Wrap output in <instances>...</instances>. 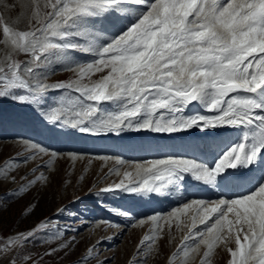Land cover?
Here are the masks:
<instances>
[{"label":"snow or ice","instance_id":"snow-or-ice-1","mask_svg":"<svg viewBox=\"0 0 264 264\" xmlns=\"http://www.w3.org/2000/svg\"><path fill=\"white\" fill-rule=\"evenodd\" d=\"M124 4L141 10L118 34L102 36L107 28L102 23L98 28L95 21L122 14ZM44 7L50 10L41 14L36 4L32 16L39 26L32 30H17L0 20L12 50L30 56L8 63L7 71L0 67V100L31 104L47 123L88 134L235 129L239 138L226 148L221 147L223 141L208 144L216 153L211 166L199 156H189L200 150L199 145L139 161L101 157L135 166L134 171L123 172L119 183L102 191L161 193L180 188L186 175L219 187L217 178L223 177L225 189L244 187L246 192L211 206L193 199L169 215L179 219L195 206L197 212L202 208L200 223L205 224L216 214L215 223L207 227L212 240H199L207 245L205 258L227 228L235 233L236 244L229 249L230 264H264V0H47ZM76 51L90 55L91 62L81 63L70 55ZM57 64L73 71L76 79L46 83V74ZM105 69L106 75L91 80ZM86 78L89 83H84ZM50 90L61 95L44 104ZM105 102H111L112 110L103 107ZM193 103L211 114H186ZM24 143L46 152L36 143ZM68 155L78 158L77 153ZM56 156L51 152V157ZM31 158L14 157L13 161L26 163ZM250 169L258 174L240 175ZM0 175H7V168L0 169ZM41 178L43 174L36 179ZM229 213L235 214V221L228 218ZM149 219L156 222L159 217ZM45 227L41 223L26 234L9 237L4 249L21 240L26 243Z\"/></svg>","mask_w":264,"mask_h":264},{"label":"rangeland","instance_id":"rangeland-1","mask_svg":"<svg viewBox=\"0 0 264 264\" xmlns=\"http://www.w3.org/2000/svg\"><path fill=\"white\" fill-rule=\"evenodd\" d=\"M46 2L0 0V20L17 30H32L39 26L32 16L36 4L43 14L50 10L44 7ZM123 7L126 11L122 14H110L102 21H95L98 28L101 23L107 28L102 36L118 34L141 10L135 4ZM70 55L81 63L92 60L90 55L79 51ZM29 59V55L12 50L0 24V67L7 71L8 63ZM53 69L46 74V83L76 79L73 71L61 69L58 64L53 65ZM107 71L94 73L91 80L100 79ZM89 82L87 78L84 80V83ZM60 95L50 90L43 97V103L49 104ZM103 107L112 110L111 102H105ZM194 111L211 114L195 103L187 108L186 114ZM225 129L230 128H217ZM191 132L200 134L195 128L172 134L135 130L88 134L47 123L31 104L0 100V169L7 168V175H0V264H13L14 260L15 264H229V249H235L236 244L235 233H229L227 228L219 233L209 257L204 256L207 245L201 244L194 255L183 260L184 252L192 243L182 242L181 233L185 236L189 232L184 229L192 218L188 221L187 213H181L179 219L169 214L183 204L177 197L182 195L185 179L180 188L161 193L102 191L124 179L123 172L131 164L117 165L115 159L101 157L120 156L135 161L158 158L160 156L132 157L130 152L189 143ZM24 141L36 143L46 152L30 149ZM53 151L57 153L54 158L51 157ZM68 153H77L78 158L73 160ZM24 156L32 158L26 163L13 161L14 157ZM110 169H118V172H110ZM41 174L43 178L36 179ZM12 177H15L14 182ZM31 180L36 182L29 185ZM23 185H27L26 189L19 191ZM151 216H158L159 220L154 222L149 219ZM228 218L235 221V214L229 213ZM41 223L46 227L26 243L21 240L4 249L9 237L26 234ZM202 228L203 238L211 241L213 234ZM240 235L243 236V232Z\"/></svg>","mask_w":264,"mask_h":264},{"label":"bare ground","instance_id":"bare-ground-1","mask_svg":"<svg viewBox=\"0 0 264 264\" xmlns=\"http://www.w3.org/2000/svg\"><path fill=\"white\" fill-rule=\"evenodd\" d=\"M136 7H138L137 5H136ZM137 12V11H136ZM236 141V140H235ZM161 156H162V154H161ZM133 166H134V164H131V166L128 168V170L127 171H131V170H133L134 168H133ZM135 167V166H134ZM245 176H247V174H244ZM187 177L188 178H190V179H193V178H191V176H188L187 175ZM195 181V180H194ZM194 181H192L193 182V184H191V186H187L186 184H190V183H188V181L186 182V184H185V189H189V190H193L194 191V193L196 192V191H206L207 190V185H205V184H200V183H198V184H195L194 183ZM184 182V181H183ZM182 194V193H181ZM192 196L193 197H198V199H199V194H192ZM184 200H186V199H184ZM217 200H219V199H214V200H210V201H206V204H205V206H211V204H212V202H214V201H217ZM157 203V202H156ZM172 203V202H171ZM182 203L184 204V203H189V202H186V201H182ZM183 204L182 205H178L177 206V208H182L183 207ZM167 205H169V204H167ZM176 207H174V209H175ZM161 209V208H160ZM164 209V208H163ZM173 209V210H174ZM150 210V209H149ZM185 213H187L188 214V216H189V218H188V221L190 220V218H192V222H191V224H189L188 223V226L184 229L185 230V232L187 233L188 231V233L187 234H185V236H184V232H182L181 233V238H180V240H182V242H184V240H188V241H191V245H190V247L188 248L189 250H186V252H187V255H185L184 257H183V260H186V259H188L189 258V255H194L197 251H198V249L201 247V243H199V240L200 239H205V238H203L204 237V235L202 236V233H201V228L202 227H204V228H202V229H205V228H207V227H209V225H212L213 224V222L215 223V220L218 218L217 216H216V214H213V216L212 217H210L209 218V220L208 221H206L205 222V224H201L200 223V219L202 218V216H203V211H202V208H201V210L199 211V212H197V210H196V208H195V206H193V208H191V209H189L187 212H182V214L184 215ZM167 215V214H166ZM166 217V216H165ZM232 220L234 221V218H232ZM148 222V221H147ZM149 223H151L150 221H149ZM144 226V225H143ZM141 227V226H140ZM145 227V226H144ZM143 228V227H142ZM205 232V231H204ZM206 233V232H205ZM145 234V233H144ZM188 236H190V237H188ZM188 237V238H187ZM234 238H235V236H233ZM243 236H241V238H242ZM181 242V243H182ZM185 251V250H184ZM186 252H184V253H186ZM230 264V263H229Z\"/></svg>","mask_w":264,"mask_h":264}]
</instances>
